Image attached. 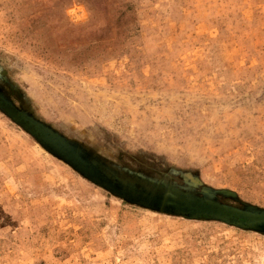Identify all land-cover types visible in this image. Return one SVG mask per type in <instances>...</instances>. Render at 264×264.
<instances>
[{"label":"rangeland","instance_id":"rangeland-1","mask_svg":"<svg viewBox=\"0 0 264 264\" xmlns=\"http://www.w3.org/2000/svg\"><path fill=\"white\" fill-rule=\"evenodd\" d=\"M199 204L264 216V0H0V264H264Z\"/></svg>","mask_w":264,"mask_h":264},{"label":"water","instance_id":"water-1","mask_svg":"<svg viewBox=\"0 0 264 264\" xmlns=\"http://www.w3.org/2000/svg\"><path fill=\"white\" fill-rule=\"evenodd\" d=\"M16 121H19L24 128L28 129L33 135H35L42 142L44 138L37 131L38 127L30 124L27 125L26 121L20 116H13ZM37 128V129H36ZM39 130V129H38ZM45 142V141H44ZM174 208L180 213L184 212V208L179 205H174ZM190 217L197 219H218L232 225H246L252 230L262 231L264 230V216H256L248 213H243L232 208L218 206L215 204H199L195 208L188 209L186 211Z\"/></svg>","mask_w":264,"mask_h":264}]
</instances>
